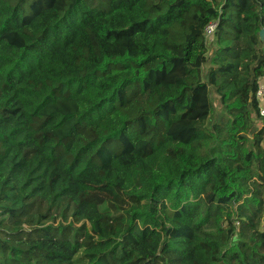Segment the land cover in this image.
<instances>
[{"label":"trees","instance_id":"obj_1","mask_svg":"<svg viewBox=\"0 0 264 264\" xmlns=\"http://www.w3.org/2000/svg\"><path fill=\"white\" fill-rule=\"evenodd\" d=\"M261 29L264 0H0V264H264Z\"/></svg>","mask_w":264,"mask_h":264},{"label":"built area","instance_id":"obj_2","mask_svg":"<svg viewBox=\"0 0 264 264\" xmlns=\"http://www.w3.org/2000/svg\"><path fill=\"white\" fill-rule=\"evenodd\" d=\"M216 28V23H212L205 29V38L208 41L211 42L213 38V32ZM257 98L260 99V116L264 119V85H260L259 89L257 91Z\"/></svg>","mask_w":264,"mask_h":264},{"label":"water","instance_id":"obj_3","mask_svg":"<svg viewBox=\"0 0 264 264\" xmlns=\"http://www.w3.org/2000/svg\"><path fill=\"white\" fill-rule=\"evenodd\" d=\"M259 39H260V42L264 43V30L263 29H261L259 32Z\"/></svg>","mask_w":264,"mask_h":264},{"label":"rangeland","instance_id":"obj_4","mask_svg":"<svg viewBox=\"0 0 264 264\" xmlns=\"http://www.w3.org/2000/svg\"><path fill=\"white\" fill-rule=\"evenodd\" d=\"M208 44H209V41H208ZM211 53V51L209 52V54ZM214 102H215V106L217 105V102H216V99L214 98ZM264 223V221H263Z\"/></svg>","mask_w":264,"mask_h":264}]
</instances>
